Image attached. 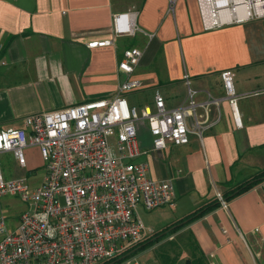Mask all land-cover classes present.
I'll list each match as a JSON object with an SVG mask.
<instances>
[{"label":"crops","instance_id":"1","mask_svg":"<svg viewBox=\"0 0 264 264\" xmlns=\"http://www.w3.org/2000/svg\"><path fill=\"white\" fill-rule=\"evenodd\" d=\"M132 12L154 35L150 42L140 33L115 37L113 16ZM102 41L113 44L88 46ZM131 47L143 51L130 77L141 87L124 94L131 106L152 107L155 94L167 108L185 104L184 74L197 102L220 100L208 111L213 125L187 145L153 151L140 128L135 161L152 180L173 183V205L162 207L180 216L173 224L264 169V19L206 30L197 0H0V130L111 99L128 79L117 65ZM224 71L238 95L236 117L223 99ZM172 237H185L188 258L206 264H264V182L165 238Z\"/></svg>","mask_w":264,"mask_h":264},{"label":"built area","instance_id":"2","mask_svg":"<svg viewBox=\"0 0 264 264\" xmlns=\"http://www.w3.org/2000/svg\"><path fill=\"white\" fill-rule=\"evenodd\" d=\"M197 1L206 30L264 19V0ZM112 30L117 38L140 33L150 42L154 37L138 28L134 12L114 15ZM142 57L136 47L123 52L117 67L128 79L111 99L29 115L23 128L0 130V154H12L24 170L25 150L36 148L45 168L41 181L30 186L25 176L5 180L0 166V198L17 196L26 206L11 232L0 218V264H104L152 234L136 215L139 204L147 211L173 205V183L152 180L147 165L135 161L142 154L140 128L148 130L153 151L187 145L190 135L201 138L213 125L208 111L220 100L197 102L184 74L185 104L167 108L163 96L155 94L152 107L131 106L124 94L141 87L130 77ZM221 82L223 99L236 117L238 95L230 71L221 73ZM217 199L226 208L220 194ZM117 264L137 263L130 257Z\"/></svg>","mask_w":264,"mask_h":264},{"label":"rangeland","instance_id":"3","mask_svg":"<svg viewBox=\"0 0 264 264\" xmlns=\"http://www.w3.org/2000/svg\"><path fill=\"white\" fill-rule=\"evenodd\" d=\"M141 46L142 44H138V47ZM25 156L28 162V170L20 169L16 165L12 154H0L2 176L5 180L25 176L30 186H36L45 174L44 165L36 148L26 150ZM25 211L26 206L19 197L5 196L0 198V218L5 219L9 232L15 229L20 215ZM136 215L142 221L146 230H151L153 234L160 232L180 217L174 210L158 208L147 211L141 204L136 208ZM152 235L145 237V239ZM187 246L188 242L185 237L164 238L159 244L139 252L134 256V261L137 264H183L190 256Z\"/></svg>","mask_w":264,"mask_h":264},{"label":"trees","instance_id":"4","mask_svg":"<svg viewBox=\"0 0 264 264\" xmlns=\"http://www.w3.org/2000/svg\"><path fill=\"white\" fill-rule=\"evenodd\" d=\"M262 182H264V169L256 172L250 178L236 185L234 188H232L227 193L221 196L225 201L229 202L241 196L242 194L248 192L249 190H251L252 188H254L255 186H257ZM219 205L220 204L218 199L215 198V200H212L211 202L199 207L194 212L184 217L182 220L167 226L158 233H154L152 236L131 246L126 251L121 253L119 256L107 261L104 264H117L118 262H121L127 258L136 256L139 252H142L152 247L153 245L160 242L163 238L167 237L168 235H172L178 232L179 230H181L182 228H184L185 226L189 225L190 223L202 218L206 214L218 208ZM183 264H206V262L203 256H196V254H192L191 257L186 259Z\"/></svg>","mask_w":264,"mask_h":264},{"label":"bare ground","instance_id":"5","mask_svg":"<svg viewBox=\"0 0 264 264\" xmlns=\"http://www.w3.org/2000/svg\"><path fill=\"white\" fill-rule=\"evenodd\" d=\"M219 1V0H218ZM242 13V11L240 10V11H238V14H241Z\"/></svg>","mask_w":264,"mask_h":264}]
</instances>
